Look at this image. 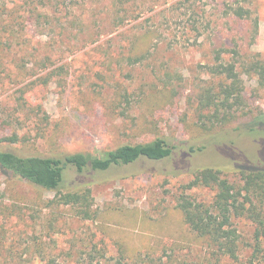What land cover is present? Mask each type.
I'll use <instances>...</instances> for the list:
<instances>
[{"label":"rangeland","instance_id":"1","mask_svg":"<svg viewBox=\"0 0 264 264\" xmlns=\"http://www.w3.org/2000/svg\"><path fill=\"white\" fill-rule=\"evenodd\" d=\"M235 6L251 17L237 19ZM14 11L13 36L0 42V151L103 156L163 139L173 152L99 173L66 167L61 191L88 189L89 220L0 171V264H264L248 218L233 220V260L176 208L199 169L238 184L237 166H264V136L248 131L264 114V89L238 63L245 114L212 135L197 124L200 90L220 83L210 67L264 59V0H0V15ZM187 194L205 205L214 196Z\"/></svg>","mask_w":264,"mask_h":264},{"label":"trees","instance_id":"2","mask_svg":"<svg viewBox=\"0 0 264 264\" xmlns=\"http://www.w3.org/2000/svg\"><path fill=\"white\" fill-rule=\"evenodd\" d=\"M229 9L237 19L251 17V11L242 6ZM19 18L15 11L0 15V42L10 41L14 33L11 31L12 27ZM254 22L257 26L256 18ZM237 63L240 73L255 77L258 86L264 89V59L256 55L236 63L210 67V74L220 79V83L218 90L214 87L203 88L197 97V124L204 134L212 135L231 125L242 113L245 114L244 86L238 75L240 73L236 70ZM42 81L44 82L43 79ZM252 125L248 131L256 132L260 137L264 136V114L255 117ZM5 141L16 143L17 137ZM172 152L173 147L163 139H155L146 144L123 145L103 156L77 153L64 158L21 157L12 152L0 151V171L53 192L57 205L71 207L76 210L78 217L89 220L95 217V211L92 209L94 200L88 189L81 186L61 191L66 167H72L78 173H83L87 168L99 173L114 166L133 164L142 158L162 161L171 157ZM257 161L262 163L264 158L259 157ZM237 168L240 169L241 181L238 184L223 178L221 172L215 168L195 171L192 179L182 188L176 204L184 223L195 235L216 246L222 256L233 260L237 259L239 247V236L233 220L240 217L248 218L254 225L257 242L255 250L264 255V166ZM200 188L214 192L209 205L199 203L187 194V191Z\"/></svg>","mask_w":264,"mask_h":264}]
</instances>
